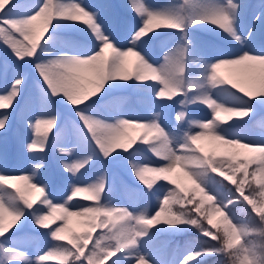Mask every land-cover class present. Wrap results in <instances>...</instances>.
Instances as JSON below:
<instances>
[{"label": "snow or ice", "instance_id": "1", "mask_svg": "<svg viewBox=\"0 0 264 264\" xmlns=\"http://www.w3.org/2000/svg\"><path fill=\"white\" fill-rule=\"evenodd\" d=\"M121 7L115 12L110 0H0V41L7 45L0 56V138L17 117L31 130L22 142L31 165L24 174L7 171L6 140L0 149V264H45L53 257L59 264H205L215 256L226 257L217 264H264V140L245 142L248 126L264 111V2L247 16L244 0H124ZM157 43L168 49L162 63L153 56ZM25 65L36 74L31 93ZM225 65L245 69L239 82L218 74ZM123 91L140 97L144 118L115 110ZM200 105L210 118L192 117L189 106ZM174 107L173 120L166 113ZM129 128L143 130L140 142L125 138ZM204 138L258 155L243 163L218 159L197 147ZM50 149L59 153L58 173ZM142 153L159 159L142 160ZM121 158L134 182L124 186L127 206L117 207L110 202L115 180L106 171L83 178ZM176 169L192 188L170 179ZM16 182L39 195L30 198ZM81 194L90 203L75 199ZM57 212L62 223L52 228ZM71 216L87 218V231L66 238ZM97 229L107 231L93 239ZM192 231L217 243L201 239L178 259H165V238ZM43 238L48 246L30 253Z\"/></svg>", "mask_w": 264, "mask_h": 264}, {"label": "rangeland", "instance_id": "2", "mask_svg": "<svg viewBox=\"0 0 264 264\" xmlns=\"http://www.w3.org/2000/svg\"><path fill=\"white\" fill-rule=\"evenodd\" d=\"M84 2L91 4V3H95L96 0H84ZM110 2L114 5L113 10L115 12L119 13L122 11L121 6L124 4V0H110ZM148 2L158 3L161 5H167L170 3H182L183 0H148ZM244 2L250 6V8L246 10V16H247V15H250L251 12L253 11H257V14H258L259 5L262 2H264V0H244ZM244 23L247 24V18H245ZM41 26H42V21H37L36 22L37 31L40 30ZM197 35H199L200 37L204 39H213L207 33H198ZM17 39H23V37L17 34ZM172 46L174 47V45ZM6 48H7V45L3 44V42L0 41V56L3 55ZM167 50L168 49H162V45L160 43L155 44L152 48L154 58L158 59L162 63L163 55L165 54V51ZM134 64H135V58H132V57L128 58L127 67L130 72L133 71ZM21 70L23 71L28 81L27 85L25 86L26 92L31 93L36 88V74L32 71L31 67L27 65L23 66ZM244 72H245V69L242 66L225 65L219 69L218 74L221 77H223L225 80H233V81L239 82ZM3 88H4V82L0 81V92H2ZM118 98L120 100V103L115 107V110L120 112V114L123 115L124 117L131 118V119H141L147 115L144 109V105L140 97L135 93V91H123L118 94ZM155 110L159 111V108ZM0 111H3V110H0ZM7 111H11V109L9 108L7 109ZM110 111L111 110L104 111L102 118H107ZM189 111L192 117L196 119H203L206 117L210 118V114H211V110L207 109L206 105L189 106ZM166 114H169L170 118L174 120L175 107L170 111V113H166ZM222 119L229 120V117L227 116V114L222 113ZM232 119H238V118L232 117ZM54 131H55V127H53L51 131H49L48 135L51 136L52 132ZM142 131L143 130L141 129L129 128L126 130L125 138L134 139L137 142H140ZM30 132L31 130L27 129L24 123H22L20 119L17 117V118H14L12 127L7 132L6 136L0 138V149L4 148L3 141L6 140V149H7L8 159H9V165H8L7 171L10 174H13V175L24 174L25 170L31 167L30 163L26 161L23 155V148H22V142L28 138ZM262 140H264V111L258 112L256 119L252 122V124L248 126L245 142H253L255 144H259ZM11 141L14 143L10 144ZM197 147H199L201 150L204 148L205 149L209 148L211 149V152H218L219 153V156L217 157L218 159L221 156H224V157L234 156L237 159L243 155H245L246 157L258 155L257 153H250L246 149H242V148H225L223 146H220L218 142L213 141L209 138H204L198 141ZM57 155H59V153H57L54 149L49 150V159L52 164V170L55 173L59 172V167H60L57 165V162H56ZM139 158L142 160H147L149 158H151L152 160L159 159L158 157H155L151 153H146V154L142 153L140 154ZM102 171H106L109 174L110 179L114 178L115 180L113 193L110 197V202L117 207L127 206L128 199L125 194L124 186L126 184H131L134 181H133V177L129 175L128 168L125 165L123 158H121L118 161L112 162V163L97 165L95 168L90 170L89 173L83 179L85 180L94 179V177ZM169 176H170V179L176 180L177 183L183 185L185 176L183 175V172L180 169H176L173 173H170ZM135 182L139 183V181H135ZM16 183H17V186H19L23 191H25V193L30 198H36L39 195L38 193L30 192L27 189V186L25 185L24 182H16ZM158 183L167 184L168 182L158 181ZM169 187H174V185H169ZM191 187H193L192 184H191ZM54 195L57 197V199H59V197L62 195V191L59 186L56 189H54ZM83 196L84 194H81L80 197H77L75 199H80L82 203H90L89 201H84L82 199ZM38 203L39 201H37V204ZM156 203L157 201L154 198L151 201V204L148 206L151 207V205H155ZM35 206L36 205H34V207ZM55 215H56V221L50 225V227L52 228L56 227L57 224L62 223V221L59 218L63 214L60 212H57ZM238 217L241 219H246L244 217H240V216ZM85 221H87V218L85 217H78V216L68 217L67 231L63 233L62 235L66 237V233H68V230L70 227H73V226L80 227L82 223ZM219 223H222V217ZM101 231H107V229H104V230L99 229V231L97 229L93 234V239H95V236L99 235ZM179 240H181L182 242H178ZM174 241L175 242H173L172 244L167 243L166 255L164 258L167 259L168 261H174L178 259L182 254H184L185 249L187 247L197 242L196 238L186 237V236H182L180 237V239H175ZM53 243L55 242L53 241ZM211 243L216 244L217 241L216 242L213 241ZM48 244H49V240L46 238H43L41 239L39 243H34L28 250L30 253H35L40 248H46ZM91 246L92 244L89 245V248H91ZM220 260H226V257H221V256L211 257L205 261V264H217V262ZM45 264H52L51 260L49 259L48 261L45 262ZM105 264H111L110 260L106 261Z\"/></svg>", "mask_w": 264, "mask_h": 264}, {"label": "trees", "instance_id": "3", "mask_svg": "<svg viewBox=\"0 0 264 264\" xmlns=\"http://www.w3.org/2000/svg\"><path fill=\"white\" fill-rule=\"evenodd\" d=\"M249 171H251V168L249 169ZM241 174L242 173H237V176L239 177ZM249 179H250V182L252 183V186L256 187L255 183L251 181V178H249ZM225 183H228V181H225ZM184 184L185 185H189L190 184V181L186 177H185V180H184ZM229 187L234 189L235 185L229 184ZM249 191H250V189H249L248 185L246 184L245 185V194L247 195L249 193ZM198 201H199V196L197 197V202ZM186 206L188 208L192 207V205H186ZM205 208H208V204L207 203L205 204ZM249 209H250V206H249ZM235 214L240 216V217H244V218L247 219V217L243 213H241L239 210H237ZM253 216H255V213H253ZM220 219H221V217H217V218H215V216L213 217V220H214L215 223H219ZM256 219L258 220L259 217H256ZM205 223H206V221H205ZM86 224H87V221L83 222L80 227L73 226V227L69 228L68 233H66V238H71V235L73 233L79 234V233L86 232L87 231ZM213 231H216V229H213ZM182 236L194 237V238H196L197 241H200L201 239H206V240H209L210 242H213V240H211V238H201L199 233H197L195 231L187 232V233H180L178 236H175V237H182ZM64 242H66V241H64ZM51 263L52 264H59V261L55 257H53V258H51ZM229 264H230V262H229Z\"/></svg>", "mask_w": 264, "mask_h": 264}]
</instances>
